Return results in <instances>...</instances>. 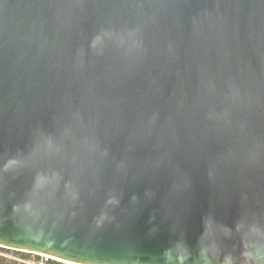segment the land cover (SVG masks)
<instances>
[{"label": "water", "instance_id": "obj_1", "mask_svg": "<svg viewBox=\"0 0 264 264\" xmlns=\"http://www.w3.org/2000/svg\"><path fill=\"white\" fill-rule=\"evenodd\" d=\"M0 247L264 264V0H0Z\"/></svg>", "mask_w": 264, "mask_h": 264}, {"label": "built area", "instance_id": "obj_2", "mask_svg": "<svg viewBox=\"0 0 264 264\" xmlns=\"http://www.w3.org/2000/svg\"><path fill=\"white\" fill-rule=\"evenodd\" d=\"M16 251H20V250L7 248V247H1L0 255L12 258L18 262H25L28 264H75V263L63 261V260L48 256L45 254H38V253H31V252H26V253H29L30 256H28L27 258H22L16 255Z\"/></svg>", "mask_w": 264, "mask_h": 264}, {"label": "trees", "instance_id": "obj_3", "mask_svg": "<svg viewBox=\"0 0 264 264\" xmlns=\"http://www.w3.org/2000/svg\"><path fill=\"white\" fill-rule=\"evenodd\" d=\"M16 255H18L19 257H22V258H27L28 256H30L29 253L22 252V251H16ZM0 264H28V263L18 262L12 258L0 255Z\"/></svg>", "mask_w": 264, "mask_h": 264}]
</instances>
